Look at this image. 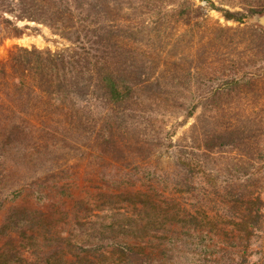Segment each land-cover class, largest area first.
I'll list each match as a JSON object with an SVG mask.
<instances>
[{"label": "rangeland", "instance_id": "1", "mask_svg": "<svg viewBox=\"0 0 264 264\" xmlns=\"http://www.w3.org/2000/svg\"><path fill=\"white\" fill-rule=\"evenodd\" d=\"M128 1L131 8L127 0L118 1L126 8L116 11L115 16L117 22H123L118 24L136 28L137 43L153 57L147 77L162 79L160 90L165 97L158 96L159 105H153L154 112L145 118H150L160 137L150 148L145 147L147 155L131 151L118 160L100 153L87 132L1 134L0 264H15L23 256L30 258L38 248L52 247L66 238L76 243L96 241L88 235L93 224L103 227L116 223V229L129 225L128 231L114 238L122 236L125 242L140 243L146 249L163 248L161 240L168 229L187 227L188 214L209 217L210 222L204 224L210 230L213 241H208V247L212 250H229L225 253L238 260L246 245L249 262L264 263V37L250 32V27L264 29L250 20L253 14L264 13V0ZM259 5L263 8L247 12L243 23L225 19L218 10L246 11ZM182 10L189 13L181 15ZM1 17L23 28V34L6 35L0 27V61L17 46L51 51L72 46L69 39L43 22L19 20L0 11ZM187 71L204 78L190 82ZM233 75L245 77L252 89L233 90L228 105L219 109L202 108L195 86L224 83L222 78ZM193 103L199 105L186 115L185 108ZM34 116L29 119L37 124ZM232 124L252 132L259 148L256 157H248L242 149L214 150L203 157L204 135ZM190 151L195 160H201L203 172L194 166V177L186 179L190 185L186 187L176 182L183 180ZM227 162L243 163L249 169V190L262 201L261 230H254L249 239L242 227L224 216L229 209L222 181ZM157 214L164 225L154 223L161 221ZM21 218L25 223H19ZM240 240L244 244L240 247L228 245ZM190 248L176 244L160 264H202Z\"/></svg>", "mask_w": 264, "mask_h": 264}, {"label": "trees", "instance_id": "2", "mask_svg": "<svg viewBox=\"0 0 264 264\" xmlns=\"http://www.w3.org/2000/svg\"><path fill=\"white\" fill-rule=\"evenodd\" d=\"M118 1L0 0V11L12 13L19 20L50 25L72 42V46L59 51L17 46L9 52L5 61H0V135L87 132L93 136L100 153L115 156L118 160L131 154V151L139 156L149 153L145 147L150 148L160 136L153 128L154 124L149 123L150 118L147 121L145 118L154 112L153 105H159L162 79L153 81L147 77L146 71L153 57L137 43L135 27L118 24L123 22H117L116 11L126 8ZM262 8L259 5L246 11L218 10L225 19L243 23L247 12ZM180 13L189 12L182 10ZM0 27L7 31L6 35L19 37L23 34V28L8 17L0 18ZM250 28L255 36L264 37V29ZM186 74L190 82L191 79L204 78H197L200 74L192 75L190 71ZM221 80L224 83L209 87L199 83L195 86L202 98V108L219 109L228 105L233 90L238 93L252 89L243 76L233 75ZM198 105L187 106L186 115H191ZM30 116H34L37 124L31 123ZM252 135L250 130L233 124L211 131L210 136L204 135L202 145L205 151H202V156L208 157L214 150L224 153L242 149L253 159L259 148ZM187 154L190 155L185 159L183 180L176 182L186 187L190 186L186 179L194 177V166L202 167L199 166L201 160L193 158L195 153L190 151ZM191 157L194 162H191ZM225 169L223 195L229 209L224 216L242 227L245 238L249 239L254 236V230H261L262 201L249 190L252 176L243 163L227 162ZM188 215L185 221L187 227L168 229L161 240L165 243L163 248L147 246L146 249L140 243L125 242L122 236L114 238L117 233L128 231L129 225L116 229V223L103 227L93 224L88 227V235L96 241L76 243L73 238H66L52 247L38 248L30 258L21 255L23 257L15 264H160L176 244L192 247L190 253L196 254L202 264H255L245 257L246 245L238 260L225 253L229 250L209 248L208 241L213 240L204 224L210 222L209 217L201 219L198 215ZM156 217L161 221L154 223L164 225L161 223L164 219L159 214ZM219 220L222 221L221 218ZM19 221L25 223L24 218ZM182 226L183 223L179 227ZM245 238L241 240L248 242ZM241 240L235 245H228L240 247L244 245ZM13 253L11 251V255Z\"/></svg>", "mask_w": 264, "mask_h": 264}, {"label": "water", "instance_id": "3", "mask_svg": "<svg viewBox=\"0 0 264 264\" xmlns=\"http://www.w3.org/2000/svg\"><path fill=\"white\" fill-rule=\"evenodd\" d=\"M250 20L252 22H255L256 24H259L260 26H264V13H261V14H253L251 17H250Z\"/></svg>", "mask_w": 264, "mask_h": 264}]
</instances>
